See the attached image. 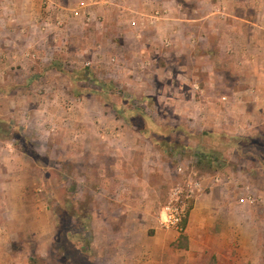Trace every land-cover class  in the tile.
<instances>
[{
	"label": "rangeland",
	"instance_id": "rangeland-1",
	"mask_svg": "<svg viewBox=\"0 0 264 264\" xmlns=\"http://www.w3.org/2000/svg\"><path fill=\"white\" fill-rule=\"evenodd\" d=\"M242 1L0 0V264H126L179 166L264 188Z\"/></svg>",
	"mask_w": 264,
	"mask_h": 264
},
{
	"label": "crops",
	"instance_id": "crops-1",
	"mask_svg": "<svg viewBox=\"0 0 264 264\" xmlns=\"http://www.w3.org/2000/svg\"><path fill=\"white\" fill-rule=\"evenodd\" d=\"M211 1L210 4L213 3ZM246 4L252 9L250 20L253 28L249 33L254 45L252 48L262 54L264 0L240 2L241 6ZM217 12L221 13L220 10ZM209 14L208 18H211L216 13ZM239 18L245 19L243 15ZM221 35L223 33L219 34V38ZM239 44V47H235L234 43L229 42L230 49L245 45L242 42ZM208 50L211 51V48ZM256 61L255 80L258 87L253 91L251 100H254L252 107L257 115L263 117L264 59ZM236 96L240 98L243 93L238 92ZM216 175H219L220 182L213 183L211 179ZM210 177L205 179L204 185L208 189L196 200L184 222L185 231L182 234L157 229L155 219L144 213L135 221L126 218V251L129 253L126 264H264V219L261 216L264 200L259 203L254 192L264 191V188L245 186L244 181L252 178L250 172H218ZM248 193L250 200L247 199ZM92 228L98 236L99 227ZM107 231L114 236L119 231L123 233L124 228L109 226Z\"/></svg>",
	"mask_w": 264,
	"mask_h": 264
},
{
	"label": "built area",
	"instance_id": "built-area-1",
	"mask_svg": "<svg viewBox=\"0 0 264 264\" xmlns=\"http://www.w3.org/2000/svg\"><path fill=\"white\" fill-rule=\"evenodd\" d=\"M177 174L180 175V181L168 190L164 202L155 212L154 219L157 229L182 234L185 231L184 222L196 200L208 187L204 185L206 177L197 172H187L184 167L179 166ZM211 180L213 183L220 182L219 175L212 177ZM247 199L250 200L251 197Z\"/></svg>",
	"mask_w": 264,
	"mask_h": 264
},
{
	"label": "trees",
	"instance_id": "trees-1",
	"mask_svg": "<svg viewBox=\"0 0 264 264\" xmlns=\"http://www.w3.org/2000/svg\"><path fill=\"white\" fill-rule=\"evenodd\" d=\"M205 158L208 160L207 162H208L209 165L214 163V160H215L214 158L211 159V158H208V157L204 156L201 160L203 161V160H205ZM221 163H222V161H221Z\"/></svg>",
	"mask_w": 264,
	"mask_h": 264
}]
</instances>
